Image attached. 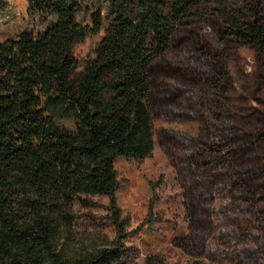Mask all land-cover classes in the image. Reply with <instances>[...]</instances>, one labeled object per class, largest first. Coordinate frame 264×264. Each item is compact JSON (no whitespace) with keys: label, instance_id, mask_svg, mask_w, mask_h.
<instances>
[{"label":"trees","instance_id":"1","mask_svg":"<svg viewBox=\"0 0 264 264\" xmlns=\"http://www.w3.org/2000/svg\"><path fill=\"white\" fill-rule=\"evenodd\" d=\"M27 2L46 29L0 42V264H129L115 163L156 145L188 222L174 245L264 264V0H110L79 75L73 48L101 32L102 13L82 25V0ZM156 120L194 121L197 133ZM95 196L110 200L117 237L67 255L61 223Z\"/></svg>","mask_w":264,"mask_h":264},{"label":"rangeland","instance_id":"2","mask_svg":"<svg viewBox=\"0 0 264 264\" xmlns=\"http://www.w3.org/2000/svg\"><path fill=\"white\" fill-rule=\"evenodd\" d=\"M82 4L85 12L79 16V22L91 25V15L101 12L103 29L74 46L73 54L78 64L76 75L94 58L95 49L112 19L110 0H82ZM46 27L39 18L29 16L27 0H0V42L22 31L40 32ZM239 51L246 61L247 71H251L254 66L252 53L247 48ZM232 70H237L236 61ZM61 122L68 128L74 127L72 120L62 119ZM155 126L191 134H196L198 129L197 123L186 121L156 120ZM115 167L119 181L116 202L125 225L123 242L128 249L129 264H143L148 257L172 264H226L188 256L174 245V239L187 232L188 222L176 171L158 145L152 155L143 160L117 158ZM91 202L92 207L77 206L74 209L71 223H61L67 255L87 251L99 240L112 241L117 237L111 221L110 200L95 196Z\"/></svg>","mask_w":264,"mask_h":264},{"label":"flooded vegetation","instance_id":"3","mask_svg":"<svg viewBox=\"0 0 264 264\" xmlns=\"http://www.w3.org/2000/svg\"><path fill=\"white\" fill-rule=\"evenodd\" d=\"M170 122H172V121H170ZM186 122H194V121H186ZM196 123V122H195Z\"/></svg>","mask_w":264,"mask_h":264}]
</instances>
